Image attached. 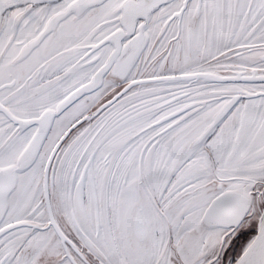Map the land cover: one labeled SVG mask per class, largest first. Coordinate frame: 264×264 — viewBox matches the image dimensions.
Returning a JSON list of instances; mask_svg holds the SVG:
<instances>
[{
	"label": "snow or ice",
	"instance_id": "obj_1",
	"mask_svg": "<svg viewBox=\"0 0 264 264\" xmlns=\"http://www.w3.org/2000/svg\"><path fill=\"white\" fill-rule=\"evenodd\" d=\"M0 264H264V0H0Z\"/></svg>",
	"mask_w": 264,
	"mask_h": 264
}]
</instances>
